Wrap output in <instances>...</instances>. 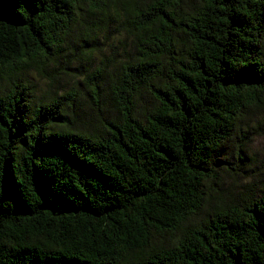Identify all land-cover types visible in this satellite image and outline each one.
<instances>
[{"label": "trees", "instance_id": "trees-1", "mask_svg": "<svg viewBox=\"0 0 264 264\" xmlns=\"http://www.w3.org/2000/svg\"><path fill=\"white\" fill-rule=\"evenodd\" d=\"M261 120L264 0H0V264H264Z\"/></svg>", "mask_w": 264, "mask_h": 264}, {"label": "rangeland", "instance_id": "rangeland-1", "mask_svg": "<svg viewBox=\"0 0 264 264\" xmlns=\"http://www.w3.org/2000/svg\"><path fill=\"white\" fill-rule=\"evenodd\" d=\"M113 36V35H112ZM110 35L109 39H105L103 35H100V40L98 44L95 46H87L85 50L83 51H78L76 56H82L86 54L88 51H92V57L94 58L93 63L89 67V73L93 74L95 71H100L99 68V60H100V55L106 53L109 55L111 53V49L107 47V44L109 43V40L112 37ZM87 72L84 71L83 74H86ZM83 76V75H82ZM34 77L38 80V82H43L44 79H39L36 74H34ZM254 125V124H253ZM249 125L246 127L248 128ZM248 141L250 143V149L248 152V157L253 162H264V120H261V123L256 124L255 126H252L248 129ZM249 162V160H247Z\"/></svg>", "mask_w": 264, "mask_h": 264}]
</instances>
